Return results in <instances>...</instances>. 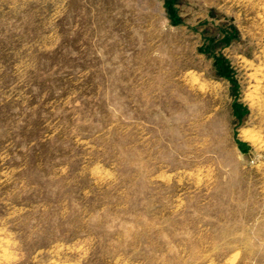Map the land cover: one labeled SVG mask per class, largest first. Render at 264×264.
Listing matches in <instances>:
<instances>
[{
  "label": "rangeland",
  "instance_id": "rangeland-1",
  "mask_svg": "<svg viewBox=\"0 0 264 264\" xmlns=\"http://www.w3.org/2000/svg\"><path fill=\"white\" fill-rule=\"evenodd\" d=\"M264 0H0V264H264Z\"/></svg>",
  "mask_w": 264,
  "mask_h": 264
},
{
  "label": "crops",
  "instance_id": "crops-1",
  "mask_svg": "<svg viewBox=\"0 0 264 264\" xmlns=\"http://www.w3.org/2000/svg\"><path fill=\"white\" fill-rule=\"evenodd\" d=\"M261 176H262V179H261V182H260V185H259L260 188H259V190H257L258 186H256L254 194H255L256 198L259 197V199H260L261 211H262V214H263L264 213V169L261 172Z\"/></svg>",
  "mask_w": 264,
  "mask_h": 264
}]
</instances>
